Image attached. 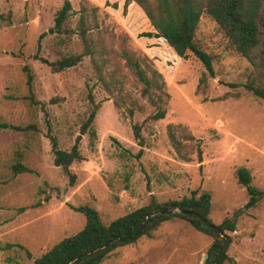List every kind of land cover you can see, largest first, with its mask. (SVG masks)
<instances>
[{
	"label": "rangeland",
	"instance_id": "1",
	"mask_svg": "<svg viewBox=\"0 0 264 264\" xmlns=\"http://www.w3.org/2000/svg\"><path fill=\"white\" fill-rule=\"evenodd\" d=\"M70 1L71 14L58 28L65 0H0V122L10 125L0 129V264H35L84 228L80 206L110 223L153 202L201 193L211 195L208 218L215 225L240 212L236 230L224 231L229 258L264 264V198L247 207L250 193L238 178L247 168L251 186L264 190V97L246 86L251 62L208 13L196 38L213 56L214 75L165 38L142 36L153 27L145 12L130 11L132 2ZM81 22L90 28L85 36ZM133 52L166 79L164 118L152 117L159 92L143 93L126 63ZM68 55L83 57L57 72L38 58ZM256 83L264 87V73ZM52 137L65 150L79 138L82 158L70 174L54 162ZM20 163L33 171L16 173ZM215 239L173 216L113 248L100 264H203Z\"/></svg>",
	"mask_w": 264,
	"mask_h": 264
},
{
	"label": "trees",
	"instance_id": "2",
	"mask_svg": "<svg viewBox=\"0 0 264 264\" xmlns=\"http://www.w3.org/2000/svg\"><path fill=\"white\" fill-rule=\"evenodd\" d=\"M132 1L140 5L149 18L151 25L155 28L154 32H143L142 36L165 38L179 56L186 58L190 53L194 54L202 61L207 72L214 75L213 56L201 46L196 38V30L202 14H210L223 29L237 51L253 65L254 71L252 78L246 83L247 88L264 97V87L256 83L258 77L264 73V0H126L125 6L127 7ZM113 6L118 7L116 3ZM71 10V1L65 0L55 18L58 28H61L70 16ZM79 27L83 36L90 30L89 25L85 22H81ZM39 47H41V42H39ZM82 57V55H68L56 61H49L38 56L42 61L51 65L52 70L56 72L76 65L82 60ZM144 57L149 60L146 55ZM126 63L134 76L143 84V93L151 98L153 97V91L159 92L158 101H156L158 108L152 117L156 120L164 118L166 109L163 107L162 102L163 97L167 96L165 90L167 82L163 73L154 66L151 67V65L145 68L143 60L136 52L127 56ZM146 65H149V62L146 61ZM205 76L201 78V83L204 82ZM31 80L32 75L29 73V83H31ZM229 85L235 86L234 83H229ZM95 115L96 109L91 112L87 124L93 120ZM9 126L6 122H0V129ZM25 128L27 126L24 128L18 127V129ZM172 138L178 153L181 154L180 141L176 136H172ZM52 146L55 164L61 166L70 174L71 164L82 158L79 150V138H77L71 150L58 148L54 137H52ZM14 167L16 173L33 171L21 163ZM238 178L241 184L247 186L250 193L247 207L255 206L264 198V190L251 186L252 177L247 168L242 167L238 170ZM177 207L181 211H175ZM210 208L211 195L201 193L198 196L184 197L182 200L153 202L122 215L110 223H104L95 209L80 206L77 209L85 213L87 217L84 228L73 235L65 237L47 252L37 257L35 264H100L113 248L133 243L143 235H150L154 227L173 216L188 219L198 230L211 234L216 238L208 249L207 257L203 263L214 264L221 253L224 236L200 218V216H203L211 222L208 218ZM190 211H196L198 214L190 213ZM155 212H157L156 215H154ZM239 214L240 212L236 211L232 218L224 219L217 226L223 231H235ZM228 237L229 245L231 238ZM226 259H230L232 264H237L232 258H229L226 252L218 264H222Z\"/></svg>",
	"mask_w": 264,
	"mask_h": 264
},
{
	"label": "water",
	"instance_id": "3",
	"mask_svg": "<svg viewBox=\"0 0 264 264\" xmlns=\"http://www.w3.org/2000/svg\"><path fill=\"white\" fill-rule=\"evenodd\" d=\"M186 212V211H185ZM190 213H194L190 211ZM200 218L206 223L208 224L210 227H212L214 230H216L218 233H220L222 236H224V243H223V247L221 250V253L219 254L217 260L215 261L214 264H218L219 261L221 260V258L223 257L224 253L226 252L227 246H228V241H229V237L228 235H225V232L217 225L212 224L211 222H209L206 218H204L203 216H200ZM207 257V255H205V258Z\"/></svg>",
	"mask_w": 264,
	"mask_h": 264
},
{
	"label": "crops",
	"instance_id": "4",
	"mask_svg": "<svg viewBox=\"0 0 264 264\" xmlns=\"http://www.w3.org/2000/svg\"><path fill=\"white\" fill-rule=\"evenodd\" d=\"M138 11L139 13H144L143 9L140 7V5H138L135 1H132V3L130 4V11ZM153 27V26H152ZM150 31H155V28L153 27V29H151ZM152 38H155L154 36ZM151 38H148V40H150Z\"/></svg>",
	"mask_w": 264,
	"mask_h": 264
}]
</instances>
